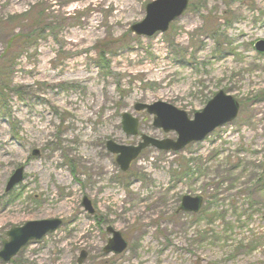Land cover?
<instances>
[{
    "label": "rangeland",
    "instance_id": "obj_1",
    "mask_svg": "<svg viewBox=\"0 0 264 264\" xmlns=\"http://www.w3.org/2000/svg\"><path fill=\"white\" fill-rule=\"evenodd\" d=\"M155 1L0 0V250L12 228L62 222L0 264H76L81 252L82 264H264V54L252 49L264 0H189L168 32L132 35ZM217 92L239 103L236 120L181 152L149 147L119 171L106 142L176 139L135 105L163 102L192 120ZM123 114L138 136L122 132ZM187 196L201 197L198 215L178 211ZM108 229L124 253H103Z\"/></svg>",
    "mask_w": 264,
    "mask_h": 264
},
{
    "label": "water",
    "instance_id": "obj_2",
    "mask_svg": "<svg viewBox=\"0 0 264 264\" xmlns=\"http://www.w3.org/2000/svg\"><path fill=\"white\" fill-rule=\"evenodd\" d=\"M187 4L188 0H157L148 4L145 8L144 20L130 27V33L137 37H151L155 33L166 32L169 24L179 18V16L187 10ZM254 49L264 53V42L258 41L254 46ZM238 107V103H236L230 96L219 92L215 99L207 104L204 111L194 114L193 123H187V117H184L185 123L183 124V121L178 122L177 120L181 119L178 116L185 115L183 114L184 112L182 113L177 111V109L173 106H168L162 102L155 103L150 106L135 105L134 110L136 112L145 110L148 115L154 117L153 127L155 129H161L165 133L175 131L178 139L174 143L168 140L157 142L142 136V142L136 148L117 146L112 144V142H107L106 150L117 156L115 159L116 164L120 166L121 171L126 172L130 163L148 146H151L159 151H180L185 147V145L204 139L206 136L203 134L204 131L208 132L217 126L233 121L237 115L236 112ZM220 108L225 111H229L230 117L225 120H220V117L217 115H209L210 112L217 111ZM212 120L215 121L210 123V126H212L210 130H206V126L204 128H198V126H203L206 122L208 123ZM137 124V120L133 119L131 116L127 114H123L121 116L122 131L127 136H136ZM21 179L22 169H18L8 181L6 191L12 188L15 184L19 183ZM181 203L182 206L179 210L193 213H196L202 204L200 198L191 199L189 197L183 198ZM82 206L90 215L93 213L90 203L86 198H83ZM60 224L59 220H45L28 222L22 227L12 228L6 233L8 240L2 242L0 261L8 263L29 242L39 241L48 232L54 231ZM107 232L112 234V238L109 240L108 245L104 248V253H114L115 255L122 253L126 249V244L122 240L121 236L118 233L113 232L111 229H108ZM85 258L86 254L81 253L79 259L77 260V264H82Z\"/></svg>",
    "mask_w": 264,
    "mask_h": 264
},
{
    "label": "bare ground",
    "instance_id": "obj_3",
    "mask_svg": "<svg viewBox=\"0 0 264 264\" xmlns=\"http://www.w3.org/2000/svg\"><path fill=\"white\" fill-rule=\"evenodd\" d=\"M188 7H189V0H188V4H187V7H186V9L188 10ZM171 23H173V22H171ZM171 23L169 24V26L171 25ZM169 26H168V29H169ZM167 29V30H168ZM43 30L44 29H40V33H42L43 32ZM166 32H168V31H166ZM166 32H164V33H166ZM158 33H160V34H164V33H162V32H158ZM158 33H155L154 35H156V34H158ZM153 35V36H154ZM152 37V36H151ZM26 38H31V34L29 35V36H27ZM26 38H24L25 40H27ZM112 42H104V43H102L101 44V47L103 48V50H104V52H107L106 54L107 55H109V53H110V51L109 50H107V48L110 46V44H111ZM4 58V57H3ZM4 60L5 59H3L2 61L4 62ZM217 94H219V92H217V93H215V96L212 98V99H210L206 104H205V108H206V106H207V104L209 103V102H211L212 100H214L215 99V97H216V95ZM238 103V102H237ZM239 104V103H238ZM205 108L202 110V111H204L205 110ZM178 111V110H177ZM201 111V112H202ZM238 111H239V107L237 108V112H236V117L238 116ZM201 112H198V113H201ZM230 112L229 111H225V110H223L222 108H220L219 110H217V111H212V112H210L209 113V115L210 116H219L220 117V120H225V119H227L228 117H230V114H229ZM183 114H185V113H183ZM196 114V113H195ZM178 117H180L181 119H178L177 121L178 122H182L183 121V124L185 123V119H184V117H187L186 115H180V116H178ZM235 117V118H236ZM187 119V123H193L194 121V117H193V119L192 120H190V119H188V117L186 118ZM215 120H212V121H210V122H206L205 123V125H203V126H198V128H201V127H205L206 126V130H210L211 129V127L212 126H210V123H213ZM219 121V120H218ZM218 127H220V126H217L216 128H218ZM197 128V129H198ZM216 128H214V129H212V130H210V131H208V132H206V131H204L203 132V134H204V136L206 135V136H208L209 134H211V133H213L215 130H216ZM173 132V131H172ZM206 133V134H205ZM206 136H205V138L204 139H206ZM202 141H203V139H202ZM161 142V141H160ZM174 143V142H173ZM112 144H114V143H112ZM114 145H116V144H114ZM118 146V145H117ZM111 154V153H110ZM112 156H114V157H116V155H113L112 154ZM139 156H137L134 160H136L137 158H138ZM118 166V165H117ZM118 168H119V171L122 173V174H125V173H127V171L129 170V168H128V170L126 171V172H124V171H121L120 169V166H118Z\"/></svg>",
    "mask_w": 264,
    "mask_h": 264
},
{
    "label": "trees",
    "instance_id": "obj_4",
    "mask_svg": "<svg viewBox=\"0 0 264 264\" xmlns=\"http://www.w3.org/2000/svg\"><path fill=\"white\" fill-rule=\"evenodd\" d=\"M97 51H98L97 52L98 53V60L101 61V63H103L104 67H106L107 65H105L106 64V60L104 59V56L106 55L107 52H104L102 47L98 48ZM5 58H6V53L2 54V56L0 57V65H6L5 62L2 61ZM8 67H9V65H7V68ZM101 68H103V67L101 66ZM3 70L4 71L2 72V69H0V80H2L1 82H3L4 73L6 72V69H3ZM260 183H261V181L258 182L259 188H261V190L262 189L264 190V183H262L261 185H260ZM260 240L262 241V239H260Z\"/></svg>",
    "mask_w": 264,
    "mask_h": 264
}]
</instances>
